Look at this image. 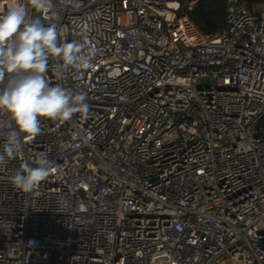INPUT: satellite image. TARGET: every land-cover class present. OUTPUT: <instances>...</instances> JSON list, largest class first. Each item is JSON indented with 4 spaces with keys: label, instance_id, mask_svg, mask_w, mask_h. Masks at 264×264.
I'll use <instances>...</instances> for the list:
<instances>
[{
    "label": "built area",
    "instance_id": "2783aa9c",
    "mask_svg": "<svg viewBox=\"0 0 264 264\" xmlns=\"http://www.w3.org/2000/svg\"><path fill=\"white\" fill-rule=\"evenodd\" d=\"M74 2L41 17L0 0L95 53L45 74L87 94V119L44 121L0 164V264H264V0H227L213 35L195 0ZM8 124L0 113V152ZM41 154L55 171L14 187Z\"/></svg>",
    "mask_w": 264,
    "mask_h": 264
},
{
    "label": "clouds",
    "instance_id": "9594fccd",
    "mask_svg": "<svg viewBox=\"0 0 264 264\" xmlns=\"http://www.w3.org/2000/svg\"><path fill=\"white\" fill-rule=\"evenodd\" d=\"M29 3L41 17L53 8V0ZM68 3L79 6L74 0ZM41 17H30L23 4L0 13V113L9 121L0 164L6 158L15 159L23 143L41 133L44 121L69 122L77 113L83 119L89 115L85 92H74L60 83L52 85L45 74L50 58L62 61L55 66L58 80L65 78L68 68L91 69L94 50L80 40L61 42L57 25L46 26ZM81 35L86 37V31ZM35 165L28 161L20 164L10 178L14 187L32 192L55 171L54 162L45 154L35 159Z\"/></svg>",
    "mask_w": 264,
    "mask_h": 264
},
{
    "label": "trees",
    "instance_id": "16d2710c",
    "mask_svg": "<svg viewBox=\"0 0 264 264\" xmlns=\"http://www.w3.org/2000/svg\"><path fill=\"white\" fill-rule=\"evenodd\" d=\"M183 6L190 0H177ZM196 4L188 12L190 19L205 35H213L227 28V0H195Z\"/></svg>",
    "mask_w": 264,
    "mask_h": 264
}]
</instances>
